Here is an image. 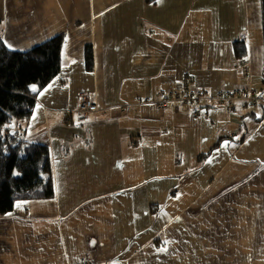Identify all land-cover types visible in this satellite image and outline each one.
<instances>
[{
    "label": "crops",
    "instance_id": "1",
    "mask_svg": "<svg viewBox=\"0 0 264 264\" xmlns=\"http://www.w3.org/2000/svg\"><path fill=\"white\" fill-rule=\"evenodd\" d=\"M59 34L60 70L15 125L49 147L54 196L0 216V264H264L260 0H0L9 49ZM186 81L263 98L156 106Z\"/></svg>",
    "mask_w": 264,
    "mask_h": 264
},
{
    "label": "trees",
    "instance_id": "2",
    "mask_svg": "<svg viewBox=\"0 0 264 264\" xmlns=\"http://www.w3.org/2000/svg\"><path fill=\"white\" fill-rule=\"evenodd\" d=\"M260 8L264 48V0ZM63 41L59 34L20 51L9 49L0 37V216L12 212L18 201L54 196L49 147L28 142L15 125L29 119L38 90L58 74ZM234 52L246 56L245 43L237 40Z\"/></svg>",
    "mask_w": 264,
    "mask_h": 264
},
{
    "label": "built area",
    "instance_id": "3",
    "mask_svg": "<svg viewBox=\"0 0 264 264\" xmlns=\"http://www.w3.org/2000/svg\"><path fill=\"white\" fill-rule=\"evenodd\" d=\"M262 98L261 94H256L249 88L242 91L241 89L221 90L214 95H210L192 87L186 81L179 92H170L167 97L158 100L155 104L162 109L167 102L176 100L186 105L193 106L195 108L193 113L196 114V108L199 109L202 105L210 101L217 106L232 107V102L236 100L257 104ZM76 110L81 115H87L92 112H97L99 107L97 103L92 102L87 96L81 94L78 99Z\"/></svg>",
    "mask_w": 264,
    "mask_h": 264
}]
</instances>
